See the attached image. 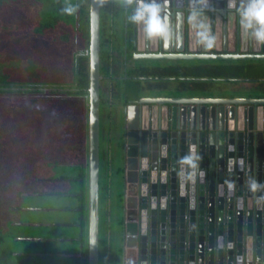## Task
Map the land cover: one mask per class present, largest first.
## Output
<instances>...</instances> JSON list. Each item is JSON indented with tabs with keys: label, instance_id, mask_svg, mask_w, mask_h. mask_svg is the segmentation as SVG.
Wrapping results in <instances>:
<instances>
[{
	"label": "water",
	"instance_id": "water-1",
	"mask_svg": "<svg viewBox=\"0 0 264 264\" xmlns=\"http://www.w3.org/2000/svg\"><path fill=\"white\" fill-rule=\"evenodd\" d=\"M184 2L171 0L174 6ZM228 3L207 0L204 11L213 32L235 28L236 52L190 51L193 32L184 23L182 44L144 41L145 48L135 44L134 59L264 61V45L250 40L246 47L236 8ZM90 6L96 15L90 17L89 46V264H99L101 0H90ZM139 35L141 44L140 28ZM152 80L160 83L141 87L139 98L124 109L123 264H236V255L243 264H264V186L249 187L252 179L264 185V87L238 95L209 88L189 96L161 83L177 77ZM191 145L200 156L197 175L181 189L177 161Z\"/></svg>",
	"mask_w": 264,
	"mask_h": 264
},
{
	"label": "trees",
	"instance_id": "trees-1",
	"mask_svg": "<svg viewBox=\"0 0 264 264\" xmlns=\"http://www.w3.org/2000/svg\"><path fill=\"white\" fill-rule=\"evenodd\" d=\"M17 1L0 0L3 14L11 16L14 25H0L1 33L6 34L5 28L7 33L12 32L7 42L0 40V213L2 203L9 199L6 194L19 195L25 187H37L44 168L65 166L75 169L72 177L82 179L84 223L89 193L90 0H21L20 4ZM65 2L79 4V9L73 15H65L60 12ZM29 6L34 8L30 11ZM125 9L124 0H101V138L102 120L108 136H104L107 146L103 150L100 138V203L103 207L108 201L113 203L108 211L100 209L104 216L114 211L116 194L120 202L124 194L122 154L117 160L124 140H118L116 134L120 131L113 129L115 109L119 105L127 106L130 99H138L142 87L138 81L120 79L135 49V32L130 24L128 52L124 53ZM27 18L29 21L24 23ZM32 20L36 24L28 34L21 23L27 26ZM172 62L176 64L153 67L140 76L192 77L195 85L203 84V79L226 76L227 69L222 67V70L218 64L197 66L188 64V60ZM237 69L228 68L227 73L239 77L246 71ZM124 86H127L125 90ZM114 169L119 172L117 176L112 175ZM10 170L20 180L12 182L7 172ZM111 223L104 225V231L107 229L112 239ZM105 235V232L100 235L101 256L106 243L110 245ZM84 237L87 239V233Z\"/></svg>",
	"mask_w": 264,
	"mask_h": 264
},
{
	"label": "crops",
	"instance_id": "crops-1",
	"mask_svg": "<svg viewBox=\"0 0 264 264\" xmlns=\"http://www.w3.org/2000/svg\"><path fill=\"white\" fill-rule=\"evenodd\" d=\"M227 29L228 30L223 31L221 26H219V28L216 29V32H214L216 37H217L216 46L212 49H207V51H209V52H211V51H213V52H236L237 51L236 45L238 44V40L236 38L235 28L234 27L233 28L228 27ZM188 41H189V50L190 51L199 52V51H202L204 49L202 46H199L196 44L193 36H192V39H189ZM249 42H250V39L245 38L246 47H248V45L250 44ZM224 47H226L227 50H224ZM162 61H166V60H162ZM188 61H189L188 64L190 63L191 65L202 66V65H206V64H211V65L218 64L221 66L220 68L223 67L224 69L226 68L227 70H228V68L231 69L232 67H234L236 70H238L237 68H241V69L245 68L246 71H245V73H241V76L235 77V76H229V74L227 73L228 71L225 69L226 70V76H225L226 79L225 80H221V79L216 80V79L208 78V79L201 80V81H204V83L200 84V85L199 84H196V85L193 84L191 81L192 77H179L181 80L180 83L183 82L184 87L178 86V84H180V83H178L179 79L177 81H173L175 83H167L171 87L181 88V90L183 91V93L185 95H186V93H188L187 95H189V96L195 95V92L197 94H204V93L208 92L209 88L217 89L216 93H218V94L219 93L220 94L226 93V95H228V94H232V95L237 94L238 95V91L244 93V90H248L250 88H254V87L263 88L264 87V61L263 60H258V61H256V60H201V62L199 60H188ZM168 64L174 65V64H176V62L167 61L166 63H157V64H154L153 66H150V67L161 68V66H169ZM179 65H184V63H180ZM223 68H222V70H223ZM233 77L234 78H241L243 80H240V81L230 80ZM217 78H219V77H217ZM197 79L200 80L199 78H197ZM248 79H250V80H248ZM224 87H226L225 92H223ZM136 99L137 98L130 99V101L136 100ZM122 102H123V99H122ZM121 104H123V103H121ZM125 107L126 106H124V105H119V107H117L115 109L116 117L119 116V113H121L122 118H123V121L121 124L122 125L121 130H119L120 131V139L118 138V140H121L124 138L123 132L125 130V119H126L125 113H124ZM122 144L124 145L125 141H123ZM60 177L61 176H58L56 178H60ZM62 177L63 178H76L75 176L72 177L70 175H65ZM38 178H39L40 183L44 180L47 181L46 179L52 180V181L48 180L49 182H54L53 180H55L52 177V175H48L47 177L41 176ZM123 182H124V189H125L124 179H123ZM34 187L35 188H32L30 190V191H33V194H31V195H37V193L39 192V191H37V190H39V188H36V186H34ZM34 190H36V191H34ZM26 193H28V192H25V194ZM70 193H74V192L72 190L69 191L66 188L64 191H61V190H56V191L54 190L52 192L50 191L49 194H47V195L55 196V198H62L65 196L63 194H70ZM17 195H18V193H17ZM17 195H16V193H12V196H17ZM123 196H124V194H123ZM67 198H72V197H67ZM10 200L11 199H8L2 203L3 206L1 208V213H0V231L2 230V227L5 224L4 227H6L5 229L8 230L6 232L11 233L10 239L14 242L31 241L30 243H36V242L38 243L40 240L42 242L48 243V245L43 243L45 246L42 245L40 247L35 245V248H30L29 251H28V249L23 251L22 248L17 252L15 251V255H13V256H16L19 259V261H15V260L10 261V264H63V263L58 262L56 258H48L47 254H52V253H54V250H56L54 247L55 244H52L50 242V240H48V237H51V239H52L54 236H58V234L68 236L69 238L72 236L78 237L80 234L78 232V228L76 226L67 225V226H69V228H72L74 230V232H72V233L71 232L70 233L65 232L64 233L62 228H65V227H62L63 225H59V226H61V228H58V229H57V227H59V226L53 225L52 227L45 230V232L38 233V234L36 233L37 235L34 234V236L29 235L27 231H23L21 233H18L17 228H15L12 231V230H10L12 220L10 221L8 219V221H7V218H6V212L7 211L5 210V209L12 208V206L9 205ZM111 204H113L112 201L110 203L108 201L107 204L104 205L105 207H103V206H101V203H100V209L103 207L102 209H105V211H108L109 210L108 207ZM31 207H33V208H31ZM35 207L36 206H29V210H31V209H33L34 211L40 210V208H37V207L35 208ZM52 208L53 209H50V208L43 209L42 208L41 211L44 212V214H42V216H41L42 220H41V218L39 219V221H35L32 219V220H30V223L36 222L38 225L40 223H41V225H42V223L43 224L45 223V224L51 226L50 221H47V219L49 217H46V211H48V212L49 211H53V212L57 211V213L63 212V214L65 216L62 214L61 217H55V218L57 220H60V222L62 220L67 221V222L68 221L73 222V221H71L72 219H70V217H69V213H73V211L70 209H72L74 207L64 206L61 203H59L58 206L54 205V207H52ZM67 209L69 210V212L67 211ZM17 210L23 211L24 208L20 207V208H17ZM87 212H88V202H87ZM118 214H121V219L118 217ZM77 216H78V214H77ZM114 216H115V219L117 218L118 226H120V225L123 226L124 225L123 197H122V200L120 202L119 197H117V194H116V204H114V211H112L111 213H107V216L106 215L104 216V214H101V210H100V227H99L100 231H99V234L101 231H102L101 233L105 232V234H106L105 240L106 239L109 240L110 234H109V231L107 229L104 231V225L106 226L108 223H111V222L113 223ZM23 222H25V219H23ZM6 224H8V226H6ZM21 224L23 225L25 223H21ZM101 225L103 226L102 229H101ZM20 226L21 225H19V227ZM54 229H57V230H54ZM53 230L57 231V232L54 233ZM7 234H9V233H7ZM1 235H0V241H1V244H3L6 247L5 251L8 254H11V252L14 254L13 251L15 250V248H12V246H10V240L6 239L5 236H3V234H1ZM25 235H27V236H25ZM19 236L22 238L21 239L15 238V237H19ZM100 241H101V239H100ZM108 242L110 243V245H108V243H106L105 250L103 251V256H102L103 264H123V260H122V258H123L122 257L123 256V247H124L123 246L124 245L123 244V229H122V236H121L120 242H118V240L116 238L114 240V237L112 239L110 238V240ZM114 244L118 246L117 249L113 248ZM23 253H26V254H23ZM119 253L121 255H119ZM39 254L40 255L43 254V256L40 257ZM4 256H6L5 253H4ZM29 256L33 258L32 261H29V259H30ZM7 258L13 259L12 257H9V256ZM63 261H64V264H80V262L74 261V258H70V259L63 258ZM67 261H69V263H67Z\"/></svg>",
	"mask_w": 264,
	"mask_h": 264
},
{
	"label": "clouds",
	"instance_id": "clouds-1",
	"mask_svg": "<svg viewBox=\"0 0 264 264\" xmlns=\"http://www.w3.org/2000/svg\"><path fill=\"white\" fill-rule=\"evenodd\" d=\"M131 5V11L127 15V21L140 28L144 38L148 42H158L161 45L174 46L176 43H183V32L181 26L187 23L193 32V37L197 45L205 50L216 46L217 37L211 30L204 9L207 0H185L178 6H174L171 0H126ZM229 8H236L239 25L242 35L250 39L257 46L264 45V0H240L239 4H234L229 0ZM79 9V4L65 2L60 12L65 15H73ZM95 8L89 7V16L95 17ZM196 146L191 145L188 152L178 158L177 175L181 181V189L185 182L194 181L198 170L199 154L195 150ZM200 176L204 173L201 170ZM227 187L232 190L233 182L227 181ZM262 186L255 179L250 182V190L256 191ZM143 194H147L146 186L143 187ZM183 194V191H181ZM222 238H218L217 247L223 248ZM231 248L232 245L228 244ZM236 264H243V257L236 255Z\"/></svg>",
	"mask_w": 264,
	"mask_h": 264
},
{
	"label": "rangeland",
	"instance_id": "rangeland-1",
	"mask_svg": "<svg viewBox=\"0 0 264 264\" xmlns=\"http://www.w3.org/2000/svg\"><path fill=\"white\" fill-rule=\"evenodd\" d=\"M4 1L6 2V0H4ZM13 1H15V0H13ZM17 2L20 4L22 1L19 0ZM34 5H36V4H34ZM1 7L3 8V5L0 3V17H2L0 19V25H1V23L2 24L5 23V24H8L9 27L11 25L14 27V25L11 22V19H12L11 16L8 17L9 16L8 14L7 15H4L3 14L4 9H2ZM29 7H30V11L34 8L33 6H29ZM32 15H33V17L35 16L34 13H32ZM22 17H24V16H20V18H22ZM30 17H31V15H30ZM28 21H29V18H27L26 20H24V23H26ZM24 23H21V28H22V24H23V27L26 29L25 31L26 32L28 31V34H29L30 28L34 27L36 23L33 22V20H32V22H29L27 24V26H25ZM4 31H5L6 34H3V33L0 32V40L3 39L2 42H5V41L7 42L6 38L7 37H10L12 32L7 33L6 32V28H5ZM55 36H57V35L56 34H53V37H55ZM35 41L38 42L39 40L38 39H35ZM26 42L27 41H25V43ZM67 45H70V44H67ZM166 62L167 61H162V60H153V61H150V60L139 61L138 60V61H136L135 64L136 65H139L140 67L149 68L147 66H153L154 64H157V63H166ZM102 85H104V83ZM117 104H118V102H117ZM122 121H123L122 114L119 113V116L116 117V124H115V127L113 128L114 131L119 132L117 130H121ZM107 125H108V123H107ZM105 135L108 136V128H106V124L102 120V138H101L102 150L105 149V147L107 146V143L104 144V138H105L104 136ZM116 138L117 139L120 138V132L118 134H116ZM114 146L116 147V145H114ZM121 147L122 148H120L119 151L117 149H115L116 150V154H117V151H118L117 160H119V156H121V154L123 156V144H122ZM116 154H115V156H116ZM7 172L11 176L12 182H13V180L14 181L20 180V178H19L20 176L17 175L13 170H10V171H7ZM113 172L114 173L112 175L117 176V174H119V172L116 169H114ZM41 173H42V176L43 177H47L48 175H52L53 178H56L58 176H65V175L72 176L73 174H75V169L72 168V167H65V166L64 167H55V168H51V169L50 168H44L43 171H41ZM69 182H62V181L61 182L60 181L49 182V181H45V180L42 181L41 183L38 182L36 188H39V190H37L39 192L37 193V195H31V194H33V191H30L32 189V187H30V188H27V187L23 188L21 190V191L24 192V193H22V195L19 194L17 196H12V193L6 194L5 197L8 196L7 198L11 199L9 205L12 206V208L5 209L7 211L6 212L7 221H8V219L10 221L12 220L11 226H10V230L13 231L15 228H17L18 233H21L23 231H27L29 235L34 236V234H36V233L37 234L38 233H43L48 228L52 227V226L47 225L45 223L44 224L42 223V225H41V223L38 225L36 222L35 223H30V220L33 219L35 221H39L40 218L42 220V217L41 216H42V214H44V212H42L41 210H42V208L44 209L47 206L54 207V205H57L58 206L59 203H61L64 206H71V207L77 206L79 204V202L74 197L73 198H67L68 197L67 196V197H62V198H55V196L47 195V194H49L50 191L51 192L54 191V190L55 191L56 190L64 191L66 188L69 191L72 190L73 192H77L79 190V184L76 181H73V182H70V183ZM7 186L8 185L5 184V187H7ZM33 188H35V187H33ZM25 192H28V193L25 194ZM29 206H36L37 208H40V210H38V211H34L33 209L29 210ZM102 206H103V204H102ZM20 207L24 208V210L23 211L22 210H17V208H20ZM31 208H33V207H31ZM62 214H63V212H58L57 213V211L56 212H53V211H49L48 212V211H46V217H49L51 219L53 217H61ZM69 217L72 220H76L77 219V213H75V212L69 213ZM118 217L121 219V214H118ZM23 219H25V222H23ZM113 220H114L113 223H111V225H112V238L114 237V240L116 238L118 240V242H120L121 241V236H122L123 226L122 225L118 226L117 218L115 219V216H114V219ZM21 223H25V224L22 225ZM19 225H21V226L19 227ZM4 226H5V224H4ZM4 226L2 227V230L0 231L1 232L0 235L3 234V236H5L6 239L10 240V246H12V248H15V250L13 251L14 254L11 252V254L9 256V257H12L13 258L10 261H14V260L15 261H19V259L16 256H13V255H15V251L17 252L21 248H22L23 251H25L26 249H28V251H29L30 248H35V245L38 246V247H40L42 245L45 246L43 244L45 242H42L40 240H39L38 243L37 242L36 243H30L31 241L14 242V241H12L10 239L11 233L10 232H6L8 230L5 229L6 227H4ZM6 226H8V224H6ZM62 229H63V232L64 233L65 232H67V233L68 232L69 233L70 232L71 233L74 232V230L72 228H62ZM54 230H57V229H54ZM54 230H53L54 233L57 232V231H54ZM7 233H9V234H7ZM25 236H27V235H25ZM15 238L16 239H21L22 237L19 236V237H15ZM109 240H110V238H109ZM45 244L48 245V243H45ZM117 247L118 246L114 244L113 248L114 249L115 248L117 249ZM4 250H6V247L3 244H1V241H0V264H4L6 262V260L4 259ZM23 254H26V253H23ZM39 256L42 257L43 254H41V255L39 254ZM47 256H48V258H50L49 256H51V255L50 254H47ZM29 258H30L29 261H32L33 260L32 257L29 256ZM58 262L63 263L64 261H63L62 258H60V260H58ZM67 263H69V261H67Z\"/></svg>",
	"mask_w": 264,
	"mask_h": 264
},
{
	"label": "flooded vegetation",
	"instance_id": "flooded-vegetation-1",
	"mask_svg": "<svg viewBox=\"0 0 264 264\" xmlns=\"http://www.w3.org/2000/svg\"><path fill=\"white\" fill-rule=\"evenodd\" d=\"M124 3H125V6H126V9H125V20H124V17L122 19V23L123 25H125V38H124V53L126 54L128 52L127 50V47H128V36L127 34H129V27H130V23L127 21V15L130 13L131 11V5L129 3L126 2V0H124ZM125 21V22H123ZM132 29H134V32H135V37H134V40L136 41V43H134V40H133V43L136 44V45H139V48L140 46H142L143 48L146 47V43L144 41H146L145 39L142 41V43L140 44V42L138 43L137 40H141L140 39V35H139V28L138 26L136 25H132ZM135 45V49L134 51L132 52V58H130L129 60V63H127L126 65V68L124 69L125 71V74L122 75L120 77V79H123L125 82H128L129 80H133V81H138L140 86L142 85V87H146V88H152V86L154 85H157L158 83H160L159 81H155V80H152L153 77L152 76H148V75H144V76H140V74L143 72V71H146L147 69H150L151 67L150 66H147L149 68H146V67H140L139 65H136V61L134 60V55L136 54V51H137V47ZM132 64L130 67L129 65ZM146 66V65H145ZM173 66V65H171ZM142 68V69H141ZM129 73V75H128ZM180 76H177V80ZM162 78V77H160ZM159 78V79H160ZM142 79H145V80H142ZM156 79V78H155ZM142 80V81H141ZM181 80H179L178 83H180ZM163 83V85H167V83H175V82H167V81H164V82H161ZM178 86L180 87H184L183 85V82L178 84ZM127 86H124L123 89L125 90ZM144 87V88H145ZM130 102V101H129ZM127 133V130L123 132V139L126 143V140H125V134ZM125 145V144H124ZM124 145H123V148H124ZM46 179V178H45ZM55 180L53 181H62V182H73V181H76L78 184H79V190L77 192H74V193H70V194H63L65 195L64 197H74L78 202L79 204L70 209L72 210L73 212H76L78 214L77 216V219L76 220H71L73 222H67V221H64L62 220L60 222V220H57L55 217L51 220L50 218L47 219V221H50V224L51 226H59V225H63L62 227H65V228H69V226L67 225H71V226H76L78 228V232L80 233L78 237H75V236H72V237H68V236H64V235H59L58 236H54L52 239L51 237H48V240H50V242L52 244H55L54 247L56 250H54V253L50 254L52 256H49L50 258H56L57 261L60 260V258H74V261H78L80 262V264H89L90 263V246H89V218H88V215H87V221L83 223V215H84V209L82 207V204L83 202L81 201V197H82V192L80 191V184H81V181L82 179L81 178H54ZM47 181L48 180H51V179H46ZM52 181V180H51ZM69 182V183H70ZM53 209L51 206H47L46 208L44 209ZM65 210V209H64ZM67 211L69 212V210L67 209ZM67 213V212H66ZM86 224V225H85ZM100 227V225H99ZM58 228H61V226L57 227ZM99 231H100V228H99ZM87 233V239H85V234ZM100 235H101V232L99 234V238H100ZM99 264H103V259H102V256H101V241L99 239ZM60 248V249H59ZM4 253L6 254V256H4V259L6 260V262L4 264H10V260L11 259H8L7 257L10 256V254H8L5 250H4ZM8 255V256H7ZM61 263V262H60ZM64 264V262H63Z\"/></svg>",
	"mask_w": 264,
	"mask_h": 264
}]
</instances>
